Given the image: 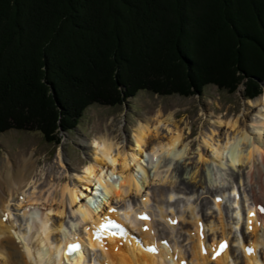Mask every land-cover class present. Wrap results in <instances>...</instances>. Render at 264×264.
<instances>
[{
    "label": "trees",
    "instance_id": "16d2710c",
    "mask_svg": "<svg viewBox=\"0 0 264 264\" xmlns=\"http://www.w3.org/2000/svg\"><path fill=\"white\" fill-rule=\"evenodd\" d=\"M235 1L239 13L232 0H0V135L38 131L58 144L90 106L141 90L233 93L245 78L253 99L264 85V0ZM191 13L196 33L185 34Z\"/></svg>",
    "mask_w": 264,
    "mask_h": 264
},
{
    "label": "bare ground",
    "instance_id": "6f19581e",
    "mask_svg": "<svg viewBox=\"0 0 264 264\" xmlns=\"http://www.w3.org/2000/svg\"><path fill=\"white\" fill-rule=\"evenodd\" d=\"M261 101L264 105V96ZM226 117V121L217 122L218 129L203 133L197 152L200 166L194 167L196 170L191 176L196 179L198 175V182L192 189L183 180L181 184L186 194L212 182L215 184L218 180L208 170L212 161L218 162L222 169H225V161L231 169L249 167L248 178L256 186L252 204L244 201L240 192L237 197L236 185L226 188L235 194L232 201L235 226L232 228L238 234L236 241L243 253L241 257L236 256L230 244L220 256L213 258L218 242L208 243L205 238L203 227L206 225L214 235L220 232L222 240H230L231 232H228L222 202L213 200L218 221L197 213L190 201L182 211H174L173 205L171 207L168 203L163 205L164 196L170 200L174 197V175L186 171L177 164L181 160L186 164L191 145L186 144L185 128L177 124L174 116L161 120L158 115L155 119L146 118L139 122L130 143L120 141L119 136L111 137L109 132L101 135L94 147L93 160L84 166L82 172H72L75 180L52 178L55 170L48 171L42 181L36 179L33 157H26L20 167L12 162L6 163L5 171L0 170V178L6 179L10 186L0 201V264H264L259 251L264 248V212L256 210L257 205L264 207V111L259 113V121L251 129L240 128L238 120ZM221 127L230 130L223 133L224 144L215 138ZM66 159V155L60 154V163ZM223 175L225 172H219V177L223 178ZM154 183L169 184V187L155 190V197H152L149 189ZM226 190L223 189L224 195ZM133 195L141 198L136 207L131 200ZM11 197H15L14 207L23 210L25 224L37 229L34 247L25 242V231L16 229L18 222L12 219ZM157 198L160 201L155 202V212L151 205ZM120 204H123L122 216L110 210ZM37 207L42 211L41 215L35 210ZM2 208L7 211L5 215ZM53 211L61 218L69 214L72 221L65 225L64 220H53ZM146 213L151 218L141 220L138 215ZM105 217L119 221L125 228L123 235H105L103 239H96L94 232ZM243 225L250 234L244 231ZM178 229L184 233L182 241L174 235ZM14 235L23 239L21 253L12 241ZM79 235L82 237L79 240H86L92 248L85 258L66 253L67 244ZM166 239L168 245L164 244ZM153 247L155 252L147 250ZM249 247L254 249L252 254L245 250Z\"/></svg>",
    "mask_w": 264,
    "mask_h": 264
},
{
    "label": "rangeland",
    "instance_id": "374dc122",
    "mask_svg": "<svg viewBox=\"0 0 264 264\" xmlns=\"http://www.w3.org/2000/svg\"><path fill=\"white\" fill-rule=\"evenodd\" d=\"M175 1L176 6L178 4V9H180V3L178 0ZM184 1L185 5H187L186 7H188V4L190 3L189 0ZM237 3L238 1L232 0V8L239 13ZM195 5L196 4H194V6ZM199 15L200 14L198 13H191L189 15L191 25L185 34H192V31L196 33L192 27L196 22V19H199ZM235 18L236 20L240 19L238 14ZM246 81L247 79L244 78L236 91L233 93L228 92V90H221L215 85L207 86L202 94H195L190 97L182 96L179 93H170L160 96L157 94L154 95L146 90H141L135 97L127 99L121 105H92L85 111L76 128L68 132H60L59 137L61 140L58 144L46 142L43 135L38 131L10 130L0 135V170L5 171L7 168L6 163L8 162H12L20 167L26 157H33L36 160V179L39 178L42 181L47 176L46 174L48 171L50 173V171L55 170L56 173H54L52 178L61 180L63 177L65 179L75 180L76 177H74L72 172H82L84 170V166L88 165L91 160H93L96 151L94 150V147L101 135H105L109 132L111 133V137L119 136L120 141L127 140L128 143H130L131 138L134 135V130L139 122L144 121L146 118H149V120L155 119L158 115H161V120H163L169 115H172L175 117L177 124H180L182 128H185L184 132L186 144L191 145V151L188 157L185 158L187 159L186 164L184 160L178 161L177 166L179 165L181 168L185 167L186 171L181 172L180 175H174L173 180L176 182L174 197L170 200L164 196L166 202L162 200L163 205L166 206L168 203L171 207L173 205L172 208L174 211H182L185 205L190 201L193 207L196 208L197 213L200 215L204 214L206 217L209 216L208 219L212 218L211 220L218 221V214L216 213L217 211H215L216 209H214L213 200L215 195H221L223 197L222 206L225 211L224 216L227 220L226 225L228 226L229 234L231 232L229 241L233 246V250L237 253H235L236 256L241 257L243 253L239 250L236 241L238 234L232 228L235 226V217L233 215L232 206L234 196L232 193H226L225 195L222 193L223 189L226 190V188L230 187L232 184L236 185V189L244 197V201L247 200L250 202H248L249 204H252L254 199L253 190H255L256 186L248 178L249 167L244 166L238 169H231V166L229 164L227 165V162L225 161V169H222L218 162H209V173L218 181H216L215 184L212 182L205 186H201L194 192H191V194H186L181 181L183 180L185 185L190 186L191 189L193 184L198 182V175L195 176L196 179H191V176L193 171L196 170L194 167L196 165L197 167L200 166L197 164V152L203 141V133L210 131L211 129H218L216 128L218 121H226L228 119L226 116L233 117L235 120H238L240 128L244 129H251L253 125L258 123L259 113L264 111V105L261 101L264 96V85L261 86L260 93L253 99H246L244 97ZM225 131L230 130L227 127H221V129L216 132L218 136L215 138L219 140L217 141L218 143L224 144L225 135L223 133ZM60 154L66 155V161L60 163ZM62 166H64V168L68 171L66 172ZM173 166H176V164ZM217 170L219 172H225L223 178L219 177V172L217 173ZM235 179H238L239 181L236 182ZM0 182L1 201V198L5 193H7L10 186L4 178H0ZM168 187L169 184L161 185L159 183H154L151 184L149 191L152 192V197H155V195H153L155 190H166ZM14 199L15 197H11L9 202L12 204V219L14 218V221L18 222L16 229L18 231L20 228L23 232L25 231V242L29 246L32 245V247H34L33 244L35 245L34 241L35 236L37 235L35 234L37 229L35 226L28 227L25 224L23 210H18L17 207H14ZM140 199L141 198H137L134 195L132 196L131 200L134 201L133 205L135 207L139 205V202L141 201ZM159 201L160 199L158 198L155 200L153 199L151 207L155 212H157L155 202ZM2 209L5 210V208ZM35 210L41 215L42 211L39 207ZM170 210L171 209H169L168 212H170ZM6 212L7 211L5 210L4 215ZM52 213L54 215L53 220H64L63 222H65V225L72 221L69 214H67V217L61 218L55 216L57 212L53 211ZM159 222L160 220L158 219V223ZM244 231L250 234L246 229V226H244ZM204 233L208 243L209 241H218L222 238L220 232L214 235L206 228V226ZM183 234V231L178 229L174 235L177 239L182 241ZM61 236L62 235L60 233L59 237ZM18 237L19 238L14 235V237H12V241H14L17 250H20L19 253H21L23 252V239L21 236ZM184 246L186 247L187 244L185 243ZM259 251L264 258V248H260Z\"/></svg>",
    "mask_w": 264,
    "mask_h": 264
},
{
    "label": "snow or ice",
    "instance_id": "6c2138e0",
    "mask_svg": "<svg viewBox=\"0 0 264 264\" xmlns=\"http://www.w3.org/2000/svg\"><path fill=\"white\" fill-rule=\"evenodd\" d=\"M111 211H115V209H110ZM261 212H264V207H261ZM250 215H255V213H250ZM141 219H148L147 216H142ZM120 225L115 223L114 221L110 220L109 218L105 217L104 221L99 225L98 228H96L95 232H94V237L96 239H103L105 237V235H123V232L121 231L120 233L111 231L112 229H119ZM249 228H251V221H249ZM227 248V242H221L219 248L217 250H215V256L220 255L225 249ZM79 249V245H72L70 246V251L74 252L77 251ZM148 251H152L155 252L156 249L153 248H149L147 249ZM249 254H252L254 252V249L252 248H246L245 249ZM215 256L213 258H215Z\"/></svg>",
    "mask_w": 264,
    "mask_h": 264
}]
</instances>
